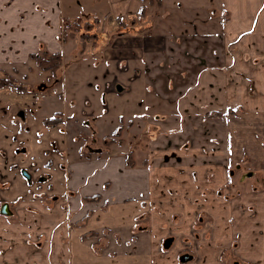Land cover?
I'll return each instance as SVG.
<instances>
[{
    "label": "crops",
    "instance_id": "obj_1",
    "mask_svg": "<svg viewBox=\"0 0 264 264\" xmlns=\"http://www.w3.org/2000/svg\"><path fill=\"white\" fill-rule=\"evenodd\" d=\"M105 20L88 33L109 41L96 83L111 74L109 101L133 95L128 129L120 114L117 142L84 137L40 178L0 161V264H206L215 248L264 264V0H0V73L64 56L81 33L64 39L65 21ZM100 114L99 140L112 133ZM125 137L139 157L119 151Z\"/></svg>",
    "mask_w": 264,
    "mask_h": 264
},
{
    "label": "rangeland",
    "instance_id": "obj_2",
    "mask_svg": "<svg viewBox=\"0 0 264 264\" xmlns=\"http://www.w3.org/2000/svg\"><path fill=\"white\" fill-rule=\"evenodd\" d=\"M154 7L152 10L156 9V12L153 11L152 13L158 16L159 11ZM86 22L79 25V32L87 31L86 33L97 35L107 28L112 29L111 24L106 20L96 26L94 22ZM113 28H117L116 25ZM93 30L96 34L93 33ZM82 33H79L77 39L72 38L73 40L67 42L66 53L62 56V63L55 78H50L46 71L35 65H32V70H9L6 72L7 77L12 78L16 84V86L9 85L0 88V123L7 129V132L0 134V161L6 162L8 174L25 179L23 173L28 171L30 177L32 174V177L40 178V170L49 169L48 167L52 166L53 162L58 170H62L65 161L72 157L71 151L83 144L84 137L92 139L96 135L93 142L97 144L111 140L117 142L119 136H117L116 131H112L119 124L118 116L120 114L124 117V133L127 131V119L125 118L126 115H130L128 109L131 108L133 95L128 92L122 94L121 97H124L128 103L126 101L123 103L109 101L110 92L113 88L109 83L111 74L105 76L107 80L96 83L101 77V65L95 64L96 54L100 55L107 50L106 43L109 41L106 39L102 42L90 36L83 40L81 38ZM71 48L74 49L75 53H69ZM4 74L0 73V77H5ZM102 93H105L107 104L104 103L101 96L95 98L96 95ZM56 112L62 113L64 118L66 116L70 118L64 121L60 129H55L47 134L52 128L44 126L42 121L52 117ZM89 114L93 116L90 118L92 119L91 123L96 122V115H103V119L110 123L108 133L112 132L111 135L104 136L99 140L98 137H101L100 135L104 131L98 129L94 130L95 133L92 132L88 120ZM133 115L131 113L130 116ZM114 125L116 126L113 127ZM9 127L11 128L8 130ZM129 140L128 137H125V144L120 146L119 151H127L128 153L133 150L132 153L139 157V151H135V144ZM90 152L95 153L92 149ZM69 160L72 161L73 159ZM28 168L32 170L29 171ZM2 175L3 173H0V176ZM19 219L21 220V217ZM26 220V222L21 221L19 224L27 225L30 223L28 219ZM104 234L108 235L109 233L104 232ZM217 234H219L218 231ZM27 235L30 236L28 229L23 235V239ZM17 244L20 243H9L12 249ZM100 246L106 247L105 243H101ZM191 250L193 249L191 248ZM229 251L231 249L227 248L226 251L218 255L219 251L216 248L209 249L208 252L211 253L212 258L207 259L206 264H226L225 262H230V264L237 262L239 264L238 261L233 260V257H229L232 255V252ZM196 261L197 258H194L192 264H196ZM199 264L202 262L199 261Z\"/></svg>",
    "mask_w": 264,
    "mask_h": 264
},
{
    "label": "trees",
    "instance_id": "obj_3",
    "mask_svg": "<svg viewBox=\"0 0 264 264\" xmlns=\"http://www.w3.org/2000/svg\"><path fill=\"white\" fill-rule=\"evenodd\" d=\"M79 30L80 28L78 24L65 21L64 39L74 38L76 34L79 33ZM87 37H89L88 33L84 32L81 34V38L83 40H85ZM82 43H84V41ZM30 58L34 61L37 67L41 68L46 72H50V76H49L50 78H55L56 73L60 68V63L62 59L61 54L59 52L49 54L48 52L44 51L40 54H32ZM9 85L16 86L15 81L12 78L7 77V75L5 77H0V88ZM61 122H62V115L56 112L52 117L44 119L42 121V124L48 128H54L57 125H59ZM126 165L128 167L134 166L131 152L126 156ZM97 199H98L97 196H91L86 198L87 201H96Z\"/></svg>",
    "mask_w": 264,
    "mask_h": 264
},
{
    "label": "water",
    "instance_id": "obj_4",
    "mask_svg": "<svg viewBox=\"0 0 264 264\" xmlns=\"http://www.w3.org/2000/svg\"><path fill=\"white\" fill-rule=\"evenodd\" d=\"M0 213H1V214H4V215H9V214H10V212H9V210H8V205H7L6 203H4V204L1 206V208H0ZM189 259H190V256L187 255V254H184V255H182V256L179 258L180 262H185V261H188Z\"/></svg>",
    "mask_w": 264,
    "mask_h": 264
},
{
    "label": "flooded vegetation",
    "instance_id": "obj_5",
    "mask_svg": "<svg viewBox=\"0 0 264 264\" xmlns=\"http://www.w3.org/2000/svg\"><path fill=\"white\" fill-rule=\"evenodd\" d=\"M233 264H237V262H234Z\"/></svg>",
    "mask_w": 264,
    "mask_h": 264
}]
</instances>
